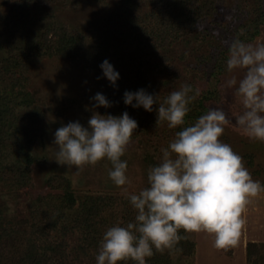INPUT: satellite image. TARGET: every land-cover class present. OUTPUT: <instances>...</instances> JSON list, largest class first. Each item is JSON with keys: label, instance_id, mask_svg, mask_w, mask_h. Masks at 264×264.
I'll use <instances>...</instances> for the list:
<instances>
[{"label": "rangeland", "instance_id": "rangeland-1", "mask_svg": "<svg viewBox=\"0 0 264 264\" xmlns=\"http://www.w3.org/2000/svg\"><path fill=\"white\" fill-rule=\"evenodd\" d=\"M237 41L264 44V0H0V264H96L104 232L134 220L107 158L79 168L54 159L55 130L76 120L87 126L96 111H127L138 122L122 157L130 192L148 186L149 168L176 132L212 108L225 113L220 139L264 183V141L235 128L243 111L236 87L247 71L227 69ZM105 58L120 73L116 86L102 75ZM184 84L195 96L185 124L156 123L155 109ZM140 88L157 95L153 111L124 103L125 90ZM97 92L112 106L93 108ZM242 217L235 246L180 229L182 239L154 249L147 264H264V191Z\"/></svg>", "mask_w": 264, "mask_h": 264}, {"label": "clouds", "instance_id": "clouds-1", "mask_svg": "<svg viewBox=\"0 0 264 264\" xmlns=\"http://www.w3.org/2000/svg\"><path fill=\"white\" fill-rule=\"evenodd\" d=\"M103 77L113 85L120 73L105 58L99 65ZM246 68L239 80L236 94L243 111L235 117V128L249 139L264 141V44L234 42L230 46L227 69ZM229 86L237 85L235 78ZM190 84L172 91L155 109L156 123L167 121L169 128L185 124L189 103L195 96ZM198 94V90L196 92ZM93 108L112 106L105 94L90 97ZM123 101L133 108L153 111L157 95L145 88L125 90ZM227 123L219 108L209 109L196 121L175 134L167 147L161 149L160 162L148 170V186L130 192L128 162L122 159L138 122L127 111L113 115L94 112L87 126L79 120L69 121L54 132V159L60 165L82 167L107 158L112 167L108 176L123 188V195L135 210L133 221L117 223L103 234L96 264H118L132 260L147 264L154 249L174 247L185 232L204 231L215 236L217 248L235 246L245 224L242 213L250 198L264 191V183L254 180L243 158L220 137Z\"/></svg>", "mask_w": 264, "mask_h": 264}, {"label": "trees", "instance_id": "trees-1", "mask_svg": "<svg viewBox=\"0 0 264 264\" xmlns=\"http://www.w3.org/2000/svg\"><path fill=\"white\" fill-rule=\"evenodd\" d=\"M67 187H68L67 189H69V184H67ZM65 201H66V205L70 207H74L78 203V198L75 192L68 190V192H66L65 194Z\"/></svg>", "mask_w": 264, "mask_h": 264}]
</instances>
